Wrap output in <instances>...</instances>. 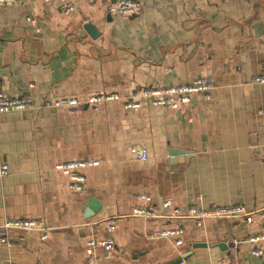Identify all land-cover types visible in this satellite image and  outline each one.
<instances>
[{"label": "crops", "instance_id": "obj_1", "mask_svg": "<svg viewBox=\"0 0 264 264\" xmlns=\"http://www.w3.org/2000/svg\"><path fill=\"white\" fill-rule=\"evenodd\" d=\"M116 1L78 0L69 14L59 0L0 4V87L34 101L0 113V163L9 166L0 227L6 218L43 224L11 229L0 264H264L246 242L264 230V84L252 82L264 74V0H140L132 18L110 13ZM199 76L214 81L209 99L199 92L177 109L126 108L142 87ZM99 94L120 98L86 103ZM66 97L85 103L46 106ZM77 159L104 160L83 171L86 193L55 169ZM141 193L155 207L173 200L180 213L134 215L147 204ZM91 197L100 207L88 213ZM193 205L243 206L253 220L198 226ZM179 225L180 246L150 236ZM104 239L114 246L90 244Z\"/></svg>", "mask_w": 264, "mask_h": 264}, {"label": "built area", "instance_id": "obj_2", "mask_svg": "<svg viewBox=\"0 0 264 264\" xmlns=\"http://www.w3.org/2000/svg\"><path fill=\"white\" fill-rule=\"evenodd\" d=\"M18 0H0V4H13ZM47 2L54 0H45ZM62 3V9L65 14L76 9L78 0H59ZM93 0H90L92 2ZM143 4L140 0H117L110 5L109 11L111 14L118 17L132 18L137 16ZM253 83L264 84V74H261L252 80ZM215 84L212 78L207 76H199L194 78L190 83L176 84L165 87H142L138 89L132 96L127 98L126 108H141L144 103H150L153 106L168 107L177 109L180 105L189 104L192 96L195 93H203L209 99L211 90ZM118 94H99L90 96L86 103L93 105L98 109V105L102 102L119 99ZM85 102L76 97L59 98L53 101H48V107H79ZM34 107V101L30 96L27 97H11L6 91L0 87V113H8L15 110H28ZM141 157V155H139ZM143 158L146 157L144 154ZM103 159H77L67 162H59L55 165V169L67 175L70 178V187L74 190L86 193L85 187L87 177L83 173L84 170L99 166L103 163ZM9 174V166L6 163H0V178H4ZM139 199L147 202L146 205L136 206L133 210L134 215L142 218H151L162 214L164 209H171L174 214H179L180 209L173 200H165L159 207H155L152 203L151 195L147 193L139 194ZM191 217L195 218L197 225L201 226L202 222L208 218L217 217H240L245 220H253V214H249L243 206H228V207H204L193 205L188 209ZM264 216V212L260 213ZM43 224L40 220L34 218H6L0 227V244L12 246L10 231L14 228L35 229ZM112 230V227L109 228ZM185 228L181 225L155 230L151 233V238H166L172 239L174 245L180 246L184 240L183 236ZM246 242L256 244L257 247L252 250L255 256L264 257V248L259 246L264 242V230L261 233L251 235ZM92 246L99 245L103 247L114 246L112 239H104L97 243L91 241Z\"/></svg>", "mask_w": 264, "mask_h": 264}, {"label": "water", "instance_id": "obj_3", "mask_svg": "<svg viewBox=\"0 0 264 264\" xmlns=\"http://www.w3.org/2000/svg\"><path fill=\"white\" fill-rule=\"evenodd\" d=\"M87 28H88V31L90 32V34L93 36V37H96V33L98 32L97 28L92 24V23H88L87 24ZM171 155H177V154H182V153H186L185 151L183 150H178V151H171L170 152ZM88 205V213H90L91 211H94L97 209H99L100 207V202L98 201L97 198L95 197H91L88 201H87V204ZM176 263H181V259L176 261Z\"/></svg>", "mask_w": 264, "mask_h": 264}]
</instances>
